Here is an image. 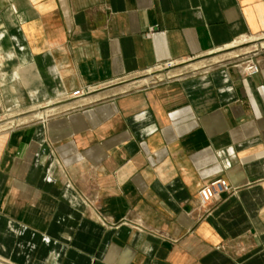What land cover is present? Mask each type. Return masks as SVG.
Wrapping results in <instances>:
<instances>
[{
  "label": "crops",
  "instance_id": "obj_1",
  "mask_svg": "<svg viewBox=\"0 0 264 264\" xmlns=\"http://www.w3.org/2000/svg\"><path fill=\"white\" fill-rule=\"evenodd\" d=\"M263 41L264 0H0V100L53 109L0 128V264H264Z\"/></svg>",
  "mask_w": 264,
  "mask_h": 264
},
{
  "label": "built area",
  "instance_id": "obj_2",
  "mask_svg": "<svg viewBox=\"0 0 264 264\" xmlns=\"http://www.w3.org/2000/svg\"><path fill=\"white\" fill-rule=\"evenodd\" d=\"M173 64V62H167L164 66L168 68L169 65ZM236 65L242 67V70L247 76H251L259 71V66L257 62L251 56L244 57L241 61H238ZM89 92L90 90H74L71 93V97H83L86 96ZM233 190L234 189L228 184V182L224 178H218L201 186L198 190V194L200 197V201L206 204L214 199L220 198L223 193H232Z\"/></svg>",
  "mask_w": 264,
  "mask_h": 264
},
{
  "label": "rangeland",
  "instance_id": "obj_3",
  "mask_svg": "<svg viewBox=\"0 0 264 264\" xmlns=\"http://www.w3.org/2000/svg\"><path fill=\"white\" fill-rule=\"evenodd\" d=\"M261 41V40H260ZM259 41V42H260ZM264 42V41H263ZM262 42V43H263ZM252 43H257L256 41L255 42H252ZM252 43H243L242 45H240V46H238L237 48H242V47H246V46H250ZM232 49H236V47L235 48H229V49H226V50H223V51H221V52H219V53H224V52H227V51H230V50H232ZM251 49H249V51H250ZM249 51H247V52H249ZM210 57H213V56H210ZM179 65H175L174 67H178ZM174 67H172V68H174ZM164 68H166L164 65L163 66H160V67H158V68H156V69H154V71L155 72H153L152 73V75L153 74H161V73H163L165 70H168V69H165V70H162V69H164ZM150 75V74H149ZM148 77V75H145V74H141V75H137V76H135V78L133 79L134 81H137V80H140V79H143V78H147ZM2 95V94H1ZM60 99H62L61 97H59ZM59 98H57V100H60ZM52 100H55V99H53V98H51ZM85 100L87 99L88 100V97H85L84 98ZM44 102V101H43ZM50 103H52L50 100H49V104ZM0 128H5L6 129V127H3L4 125H5V123L6 122H8V121H10V120H12L13 118H10L9 116H12V115H17L18 114V116L17 117H27L28 119L27 120H29L30 118H39V117H42V116H40V114H43V113H49V112H51V111H53V109H51L50 107H47L48 106V104H46V105H43L42 107H33V106H31V107H19V106H22V105H25V104H28V101H23V102H20L19 104H17V105H15V106H13V107H7V106H5L4 105V103L0 100ZM56 105H58V104H53V105H51V106H56ZM43 107H46V108H44V109H40V108H43ZM20 114V115H19ZM44 116V115H43ZM26 120V121H27ZM25 122V121H24ZM4 123V124H3ZM15 124H17V123H15ZM14 124V125H15ZM14 125H12V126H7V128H10V127H13ZM1 130V129H0Z\"/></svg>",
  "mask_w": 264,
  "mask_h": 264
},
{
  "label": "bare ground",
  "instance_id": "obj_4",
  "mask_svg": "<svg viewBox=\"0 0 264 264\" xmlns=\"http://www.w3.org/2000/svg\"><path fill=\"white\" fill-rule=\"evenodd\" d=\"M172 66H174V64L173 65H169L168 67H172ZM46 113H43V114H40V116H43V115H45ZM11 125V123H7L5 126H10Z\"/></svg>",
  "mask_w": 264,
  "mask_h": 264
}]
</instances>
